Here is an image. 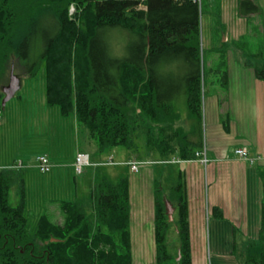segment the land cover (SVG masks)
Listing matches in <instances>:
<instances>
[{
	"label": "trees",
	"instance_id": "trees-1",
	"mask_svg": "<svg viewBox=\"0 0 264 264\" xmlns=\"http://www.w3.org/2000/svg\"><path fill=\"white\" fill-rule=\"evenodd\" d=\"M241 7L244 15L259 11L253 0H244ZM199 18V0H0V87L6 88L11 70L34 77L43 64L46 104L59 106L64 117L74 114L100 153L124 147L141 161L147 154L159 157L158 162L195 160L203 144L206 80ZM44 24L52 32L44 36L39 59L28 63ZM114 29L135 37L125 57L113 56L105 39V32ZM164 62L176 65L177 82L160 81L158 67ZM245 65L264 82V45ZM226 66L223 58L210 71L224 89L229 84ZM179 94L185 96L189 130L179 124L174 102ZM4 97L0 89V114ZM162 175L159 170L153 178L154 264H192L185 175L179 170L177 182L167 188ZM259 176V237L245 247L235 245L237 264H264V172ZM13 187L19 197L16 207L9 202ZM90 198L91 212L82 201L49 202L57 205L62 222L44 211L31 232L24 170H0V264H134L129 178L103 176ZM165 200L175 209L174 221ZM172 225L179 238L176 255L168 248Z\"/></svg>",
	"mask_w": 264,
	"mask_h": 264
},
{
	"label": "rangeland",
	"instance_id": "rangeland-1",
	"mask_svg": "<svg viewBox=\"0 0 264 264\" xmlns=\"http://www.w3.org/2000/svg\"><path fill=\"white\" fill-rule=\"evenodd\" d=\"M244 0H203L200 1V38L201 48L205 52L206 80L203 87V116L204 106L207 99L215 91L221 94V101L225 98L224 90L219 83L217 74L210 71L224 58L232 66L243 62L251 54L258 53L264 45V0H253L259 7L255 14H242V2ZM145 9L140 6L138 8ZM72 10V11H71ZM70 16L76 14L75 6L70 7ZM44 24V31H40L32 46L31 58L28 63L39 59L44 50V36L50 35L51 28ZM108 30V29H107ZM105 39L110 47L111 54L115 57L128 55L127 48L135 40L133 34L122 29H114L105 32ZM121 48V49H120ZM254 60V59H253ZM260 60L255 61L259 63ZM262 63V61H260ZM175 70L174 75L171 71ZM210 73V74H209ZM14 74L19 78L21 88L17 95L12 98L2 111L0 122V169L12 166L16 162L23 163L25 172L26 207L25 216L29 220L31 232H34L38 219L42 213L48 212L51 219L62 222L57 205H49V202L59 203L61 201H82L92 211L90 193L103 176H108L117 181L121 177H128L132 183L131 200V224L133 227L132 242L140 240L145 244V260H142V249L134 250L137 257L134 264L155 263V243L152 221L145 218L146 208L149 207V217H153L154 205L151 187L146 180V170H153L156 174L160 170L163 176V187L167 188L177 182L179 165H164L168 160L158 162L159 157L149 166L141 167L138 174H134L128 168L132 154L124 147H115L100 153L97 144L89 138L87 129L78 125L74 114L62 116L59 106L49 107L46 104V72L42 64L34 77H27L22 74L19 68L14 69ZM158 76L164 84L180 79L177 67L169 66V63H162L158 67ZM10 81V74L4 82L7 87ZM4 93V88L0 87ZM5 95V94H4ZM177 111L181 116L179 124H183L185 115L188 116V109L185 96L179 94L174 99ZM205 120V118H204ZM187 123V121H186ZM78 150L90 155L92 165L86 166L82 174H77L74 165L75 155ZM47 154L57 164L50 173H42L36 166L37 157ZM113 158L114 165L110 164ZM15 163H12L14 161ZM146 160V159H145ZM96 163L94 165L93 163ZM143 162H145L143 160ZM12 163V164H11ZM72 165L68 168L57 166ZM60 172V173H59ZM159 175V174H158ZM143 179L144 182H136ZM134 182L139 186L134 189ZM147 184V185H146ZM149 194L146 199V194ZM9 202L16 207L19 204V197L16 194V187L10 191ZM46 202L49 207L46 208ZM139 208L143 212L142 235L146 232L147 239H139L135 232ZM51 211V213H50ZM174 221V215H173ZM148 223V226H144ZM144 229V230H143ZM169 252L176 255L179 248V238L175 226L172 225L168 232Z\"/></svg>",
	"mask_w": 264,
	"mask_h": 264
},
{
	"label": "crops",
	"instance_id": "crops-1",
	"mask_svg": "<svg viewBox=\"0 0 264 264\" xmlns=\"http://www.w3.org/2000/svg\"><path fill=\"white\" fill-rule=\"evenodd\" d=\"M245 59L235 66L228 64L229 84L227 89L222 88L225 98L221 101V94L215 91L205 102L203 138L207 142L208 165L201 164L198 159L173 164L179 165L186 178L192 264H237L233 256L235 245L245 247L250 239L259 237L262 199L259 174L264 172V82L256 78L253 68L245 65ZM184 116L185 120L180 125L189 130L187 115ZM238 148H247L253 157L262 159L254 164L241 160L235 155ZM78 152L83 151L78 150L76 154ZM43 155L50 158L47 154ZM146 156L148 158L144 161H155L151 154ZM72 165H59L57 168ZM144 172L146 180L151 181L148 185L154 199L153 178L156 174L150 169ZM131 181L133 178L130 180L132 200ZM134 181L144 182L143 179ZM140 183L134 182V189ZM147 196L148 193L146 199ZM149 210L147 207L145 218L152 221L154 235V211L153 217H149ZM137 221L140 223L135 228L137 237L147 239L149 235L146 232L142 235L143 212L140 208ZM138 248L142 249V260H145L146 248L140 240L132 242L134 261L137 259L134 250Z\"/></svg>",
	"mask_w": 264,
	"mask_h": 264
},
{
	"label": "built area",
	"instance_id": "built-area-1",
	"mask_svg": "<svg viewBox=\"0 0 264 264\" xmlns=\"http://www.w3.org/2000/svg\"><path fill=\"white\" fill-rule=\"evenodd\" d=\"M72 11V10H71ZM235 155L245 161H249L251 164H254L255 162L260 161L261 157H253L250 153V151L247 148H238L235 151ZM196 158L199 160V162L203 165H208L209 159H208V149H207V142L205 139H203L202 147L199 149V151L196 153ZM182 161L178 159H170L167 161V163L176 164L181 163ZM110 164L114 165L113 158L110 159ZM150 163L148 162H141V161H130L128 163V167L130 168V171L134 174H138L140 172L141 167H146ZM90 157L88 154L79 152L76 156V161L74 164L75 170L77 174H82L83 169L86 166H90ZM36 166L40 169L42 173H50L52 169L54 168V164L50 161V159L46 155H41L37 157L36 159ZM23 168V163H15L14 165L10 166L9 169L19 170Z\"/></svg>",
	"mask_w": 264,
	"mask_h": 264
},
{
	"label": "water",
	"instance_id": "water-1",
	"mask_svg": "<svg viewBox=\"0 0 264 264\" xmlns=\"http://www.w3.org/2000/svg\"><path fill=\"white\" fill-rule=\"evenodd\" d=\"M20 88H21L20 80L14 74V70H11L9 85L6 88H4L5 97L2 101L3 108L7 105V103L12 98L15 97V95L20 90ZM165 205H166L167 214L169 215V219L170 221H173V215H174L175 209L173 208L172 204L168 200H165ZM52 241H55V240H52Z\"/></svg>",
	"mask_w": 264,
	"mask_h": 264
}]
</instances>
